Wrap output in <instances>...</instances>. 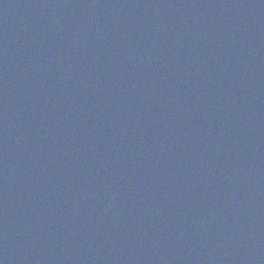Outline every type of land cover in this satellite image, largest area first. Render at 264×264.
<instances>
[{
	"label": "water",
	"instance_id": "1",
	"mask_svg": "<svg viewBox=\"0 0 264 264\" xmlns=\"http://www.w3.org/2000/svg\"><path fill=\"white\" fill-rule=\"evenodd\" d=\"M0 264H264V0H0Z\"/></svg>",
	"mask_w": 264,
	"mask_h": 264
}]
</instances>
